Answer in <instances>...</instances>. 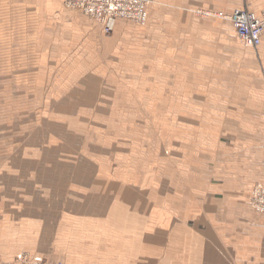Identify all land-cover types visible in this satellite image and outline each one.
Masks as SVG:
<instances>
[{
  "label": "crops",
  "instance_id": "crops-1",
  "mask_svg": "<svg viewBox=\"0 0 264 264\" xmlns=\"http://www.w3.org/2000/svg\"><path fill=\"white\" fill-rule=\"evenodd\" d=\"M149 1L143 27L105 33L63 0H0L2 259L264 264V213L250 206L264 183L258 103L250 118H167L168 135L162 118H120L132 99L158 105L154 91L195 106V91L242 90L249 75L263 92L264 34L250 49L220 22L212 52L194 11L260 16L264 0ZM141 122L161 143L134 141Z\"/></svg>",
  "mask_w": 264,
  "mask_h": 264
},
{
  "label": "rangeland",
  "instance_id": "rangeland-1",
  "mask_svg": "<svg viewBox=\"0 0 264 264\" xmlns=\"http://www.w3.org/2000/svg\"><path fill=\"white\" fill-rule=\"evenodd\" d=\"M217 11H221V10H217ZM215 18L216 17L204 18V19H209L207 20L208 25L206 28L210 30V36H211L210 49L212 52L219 50L218 49L219 42L216 41V36L223 34V32L220 31L219 27L217 26L219 25L220 22L227 25L228 27L227 28L228 31L226 32V35L234 36L233 28L228 21L212 20ZM94 25L97 26L96 24ZM132 25L136 26L134 24ZM136 27H141V26H136ZM114 30H116V28ZM169 30L170 29H168V31ZM250 49H256V48H250ZM148 50L149 51L152 50L150 44L147 45L146 51ZM196 50H202V49L196 46L195 51ZM149 57L150 56H148V58ZM163 61L169 63L170 59L168 60L163 59ZM250 79L251 78L249 75H244L242 77V80L240 81L241 82L240 84L244 87L242 88V90L237 89L226 92L224 91L218 92L216 90L214 91L211 90L209 92L195 91L194 102L196 105L189 107L187 106V101H186V96H187L186 91L179 90V92H177L178 96L175 101L172 100L176 95L175 91L171 92L169 91V89L164 91H157V92L154 91V95L156 93V97L158 98L159 96L158 105L144 106V104L142 105L140 104V102L145 103V101H139V99H134V100L132 99L131 108L130 109L126 108L123 115L121 111L120 118H162L161 121H159V123L157 122L156 124L158 126V129L163 133V135H168L170 133V122L168 121L167 118H223L224 116H225L224 118H250L249 116H251L250 114H252L251 111H253L251 105L254 104L253 103L254 101L258 103L261 110L262 109L264 110V91L261 92V91L247 90L246 88L251 87ZM181 84L185 86V83L182 81ZM141 93L142 92L140 93L136 92L138 96ZM256 95L258 96V98L255 100ZM261 96L263 97L261 98ZM148 124H145L143 122H141V125L137 123H133V125L130 126V129L129 126L126 127L129 130L135 132L137 131L136 132L137 135L135 136L134 139L136 143L142 144V142H144L146 146L148 145L151 148L152 144L155 143L156 141L161 143V139L158 138L157 140L154 139V131L151 134L150 132L151 125L149 126ZM119 129L120 131L124 130L123 124H120ZM148 136H150V138H148ZM165 140L166 139H163L162 142H164Z\"/></svg>",
  "mask_w": 264,
  "mask_h": 264
},
{
  "label": "built area",
  "instance_id": "built-area-1",
  "mask_svg": "<svg viewBox=\"0 0 264 264\" xmlns=\"http://www.w3.org/2000/svg\"><path fill=\"white\" fill-rule=\"evenodd\" d=\"M149 0H63V5L89 17L103 32H112L119 21L144 26L149 17ZM196 16L202 18L216 17L228 21L243 45L257 48L264 34V12L258 16L249 10H234L230 13L217 10L197 9ZM250 206L256 213H264V183L253 186L250 194ZM0 264H45L32 261L26 254H20L13 260H4ZM51 264H62L54 262Z\"/></svg>",
  "mask_w": 264,
  "mask_h": 264
}]
</instances>
